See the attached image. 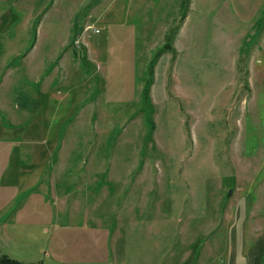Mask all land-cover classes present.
Listing matches in <instances>:
<instances>
[{
  "label": "rangeland",
  "instance_id": "obj_1",
  "mask_svg": "<svg viewBox=\"0 0 264 264\" xmlns=\"http://www.w3.org/2000/svg\"><path fill=\"white\" fill-rule=\"evenodd\" d=\"M1 125L27 188L0 257L64 264L63 228L95 224L92 264L213 260L264 232V0H0Z\"/></svg>",
  "mask_w": 264,
  "mask_h": 264
},
{
  "label": "crops",
  "instance_id": "obj_2",
  "mask_svg": "<svg viewBox=\"0 0 264 264\" xmlns=\"http://www.w3.org/2000/svg\"><path fill=\"white\" fill-rule=\"evenodd\" d=\"M124 9L125 7L122 6V10H121L122 13ZM116 35L118 36L119 33L116 32ZM41 52L43 51L41 50ZM35 59L38 60V57L36 56ZM38 64L46 67L45 61H42V62L39 61ZM5 132L6 130L1 125L0 137L1 135L4 137ZM7 152H8V149H5L4 154H0V183H1L0 195L2 193L7 192V190L9 191L10 195H14L17 189L21 190V189L27 188V187L19 185L21 178L24 176L18 174L19 169L17 167L19 166V164H18V161H16V158L14 157V155H11L9 157V153ZM5 176H9V179L11 181L7 182L5 180ZM25 177H28V176L25 175ZM40 178L41 176L38 175L37 176L38 182L33 180L29 187L38 186V184L42 181ZM41 185L43 187L42 189L44 190L47 189V186H45L44 182H41ZM29 198H30L29 204L31 205V197ZM54 199L56 200V195H54ZM238 203L239 205L244 204L242 201L241 202L238 201ZM26 204L27 202H25V205ZM4 205H5L4 201L0 202V211L4 207ZM61 209L64 210L62 207ZM33 212L34 211L30 209V213H33ZM14 221L16 222V224L13 225L15 229L23 228L24 230H27L28 228H26L25 225L33 224L31 219L28 222H24V223L20 222L19 219L14 220ZM3 225L6 226V222H3ZM82 226L86 227L85 225H82ZM82 226L80 228L84 230ZM63 229H64V232H63L64 235L61 237L59 241V245L63 246L62 251H63V254L66 256L65 258H67L66 260L63 261L64 264L65 263L66 264H86V263L92 264V262H95L96 260L105 259L107 252H109L110 250V247H109L110 240L106 241L107 237L111 236V233L108 230L101 229L100 227H97L95 224L89 227L90 230H88L87 233L86 231L70 230L69 228H63ZM236 229H237V235L239 237H236V235L233 234V232ZM226 230H229V232H226V238L219 239V240L218 239L212 240V241L218 242L219 245L223 248L218 257L214 258L213 260L201 261V262H196V263L192 259L191 263L192 264H264L262 262L264 260V232L260 233L261 236L253 239V238L246 237L247 235L245 233V227L243 226V224H238V227H236L235 224H232L230 227L226 228ZM27 233L28 235H31L29 234V232ZM101 234H105V240L100 239ZM115 240L116 239H112V241H115ZM92 242H95V243L92 244ZM95 245H96V248H95ZM73 250H75L77 254L79 253L78 257L71 256ZM44 253H45V250H44ZM85 254H88L90 258L85 259L84 258ZM47 256L52 257V258L54 257L53 253H50V251L47 254ZM59 256H60V253H58L56 256V262H59L62 260V258H60ZM38 260H42L43 264L50 263L46 261L44 262V257Z\"/></svg>",
  "mask_w": 264,
  "mask_h": 264
},
{
  "label": "trees",
  "instance_id": "obj_3",
  "mask_svg": "<svg viewBox=\"0 0 264 264\" xmlns=\"http://www.w3.org/2000/svg\"><path fill=\"white\" fill-rule=\"evenodd\" d=\"M168 40V39H167ZM166 45V44H165ZM168 48V47H167ZM166 48V49H167ZM163 50L165 51V49H164V46L163 47H160L156 52H155V54H154V56H153V58L150 60V63H149V65L150 66H148V71L150 72V74H152L153 72H151V69L153 68V65H154V59L156 58V57H158L162 52H163ZM149 82H151V81H149ZM149 82H145L147 85L149 84ZM144 86H145V84H144ZM143 86V90H142V94H144L146 97H147V95H146V89H145V87ZM0 264H43V262H42V260H37V261H35V262H22V261H19V260H16V259H12V258H10V257H8V256H6V255H2L1 257H0Z\"/></svg>",
  "mask_w": 264,
  "mask_h": 264
}]
</instances>
